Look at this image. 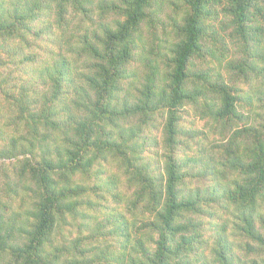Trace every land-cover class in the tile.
Wrapping results in <instances>:
<instances>
[{
	"label": "trees",
	"instance_id": "1",
	"mask_svg": "<svg viewBox=\"0 0 264 264\" xmlns=\"http://www.w3.org/2000/svg\"><path fill=\"white\" fill-rule=\"evenodd\" d=\"M91 3L0 0V103L43 128L0 149V264H264V0H99L110 21ZM159 3L164 67L142 28ZM30 64L40 99L13 76Z\"/></svg>",
	"mask_w": 264,
	"mask_h": 264
},
{
	"label": "rangeland",
	"instance_id": "2",
	"mask_svg": "<svg viewBox=\"0 0 264 264\" xmlns=\"http://www.w3.org/2000/svg\"><path fill=\"white\" fill-rule=\"evenodd\" d=\"M92 3L90 4L91 8H92V12H91V16L93 18V20H98V15L100 13L103 14V20L105 21H110L111 19H113L115 17V15L112 13V12H101V8L99 6V0H91ZM54 3L53 2V6H54ZM52 6V5H51ZM159 7H160V11L157 12V14L155 15L157 18H155V28L153 27L152 31L146 29V24H145V27L142 26V28L144 29V35H145V49L149 50L151 52V57L152 58H156L159 63V67H164L165 64L163 63L164 61L160 60L161 59V56L162 55H165L166 52H168L169 48H170V41L174 39V34H173V31H172V20L170 18V14L172 13V16L175 17L176 16V13L170 9V7L167 5V4H163V3H159ZM71 12L73 14H75V10L70 8ZM101 10V11H100ZM85 12L86 11H77L76 12V19L74 21H82L83 18L85 17ZM122 18V17H120ZM89 19L85 20V21H82L84 23V25H87L89 24ZM101 21V19H100ZM93 27H95L97 25V22L96 21H93ZM142 31V30H141ZM154 52H157V54L154 56ZM238 52V51H236ZM240 53L238 52L237 56L239 55ZM164 58V57H163ZM197 65L195 66L196 69H203V68H206V63H204L203 59H199V58H196L195 59ZM30 76L28 77L26 74L22 73V75L19 77V75H13L14 76V79L17 80V83H18V79L22 80L24 79L26 81V87H27V92L30 94V97L33 96L32 99H40L42 98L43 96H41V93L43 92V85H42V82L39 78V76L36 74V72H33V65L30 64ZM142 67V66H140ZM6 67H0V70L3 72L5 70ZM9 69V68H7ZM224 71V75L226 76V79H229L230 78V75H234V72L231 71V70H225L223 69ZM5 72V71H4ZM13 72H15L16 74H18L15 70H13ZM235 73L236 75H239V70H235ZM196 81L200 82V80H197L196 78H194ZM237 82H234L236 83L237 85ZM125 84V83H124ZM6 88H4V90H1V91H5ZM15 95H19L18 94V86H13L11 85V89H10ZM0 91V96H2V94H4V92H1ZM39 103H41V100H39ZM55 105L57 106V109H60V107L62 105H67L68 107L71 105V103L69 102H57L55 103ZM32 106V105H31ZM16 107L12 104H10L9 102H6V101H2V103H0V129L1 130H4L5 133L2 134V139H6V142H0V149L2 151H7L10 147L11 149L9 150H12V140H16L15 137L14 139H11V136H10V132L12 130L16 131V130H19V134L21 135L20 137V144L23 146V148H27L30 144L32 145H38L37 142L38 140L41 141V133H42V125L37 121V122H34L33 119L29 116V115H32V114H27V113H23V119H18L15 117V114L17 113V110H15ZM188 109V108H187ZM190 115H193L192 112L188 109ZM68 112V111H67ZM33 116V115H32ZM201 116V115H200ZM200 116H197L196 120L197 121V124L199 127L202 126L203 124V120L201 119L202 117ZM63 117V114L61 115V118ZM34 118V117H33ZM17 120H19V125L17 124ZM40 122L42 123V120L39 119ZM210 121V120H209ZM251 122V121H250ZM249 122V123H250ZM206 123V122H205ZM36 125L37 127V131H39L40 133L38 134H33L32 131L34 130L33 128V125ZM207 129L204 127V131H206ZM31 131V133L35 136V140H31L28 136V132ZM160 131V130H159ZM51 133V130H48V131H45V134L46 133ZM161 133V132H160ZM215 133V132H214ZM16 136L18 137V135L16 134ZM156 136H159L158 133H156ZM16 137V138H17ZM23 138H25L27 140H23ZM218 138H220V136H215V139L217 140ZM19 140V139H18ZM17 141V140H16ZM15 141V142H16ZM35 146V147H36ZM0 151V152H2ZM161 151V150H160ZM22 157L19 156L18 158ZM12 161V160H11ZM1 162H7V160L5 158H0V163ZM10 166V165H9ZM11 167V166H10ZM8 167V166H4L2 164H0V214L4 216V218H7L8 217V210L5 206V198H4V190H3V176H2V172L5 171L4 169H8L10 171V175H11V168ZM14 197V196H12ZM15 199H17V197H14ZM18 202L17 201H8L6 203V205L11 208V209H14V208H17L18 207ZM90 215L93 214L92 212V209L90 210V212H88ZM77 219H81L80 216H77L75 220ZM89 218L87 219H84L85 222L88 221V224H89ZM23 239V238H22ZM109 241L107 239V241L105 242L109 247H111L109 245ZM18 242H21V240H18ZM97 243L98 244V248L95 249V251L97 253H100L101 249H103V246H104V243L103 242H96L94 241L93 242V245ZM47 249H49L47 246L45 247ZM114 250V249H113ZM95 252V253H96ZM65 254H59L58 255V261L59 262H62L65 257H64Z\"/></svg>",
	"mask_w": 264,
	"mask_h": 264
}]
</instances>
